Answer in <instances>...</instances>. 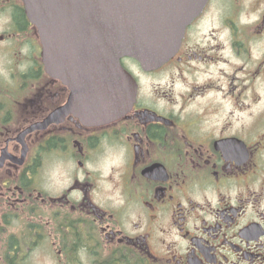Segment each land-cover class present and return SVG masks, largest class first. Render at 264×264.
Masks as SVG:
<instances>
[{
  "label": "flooded vegetation",
  "instance_id": "af4514ba",
  "mask_svg": "<svg viewBox=\"0 0 264 264\" xmlns=\"http://www.w3.org/2000/svg\"><path fill=\"white\" fill-rule=\"evenodd\" d=\"M0 0V264H264V0H207L120 117L84 124Z\"/></svg>",
  "mask_w": 264,
  "mask_h": 264
},
{
  "label": "water",
  "instance_id": "95a60500",
  "mask_svg": "<svg viewBox=\"0 0 264 264\" xmlns=\"http://www.w3.org/2000/svg\"><path fill=\"white\" fill-rule=\"evenodd\" d=\"M207 0H21L36 28L50 77L70 89L84 124L103 123L132 105L136 85L120 60L143 70L165 64Z\"/></svg>",
  "mask_w": 264,
  "mask_h": 264
}]
</instances>
